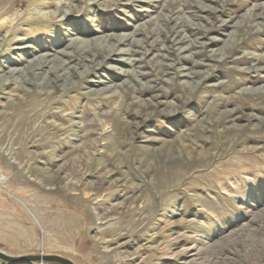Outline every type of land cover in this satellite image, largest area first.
<instances>
[{
  "label": "rangeland",
  "instance_id": "rangeland-1",
  "mask_svg": "<svg viewBox=\"0 0 264 264\" xmlns=\"http://www.w3.org/2000/svg\"><path fill=\"white\" fill-rule=\"evenodd\" d=\"M262 4L0 0V252L264 264Z\"/></svg>",
  "mask_w": 264,
  "mask_h": 264
},
{
  "label": "bare ground",
  "instance_id": "bare-ground-1",
  "mask_svg": "<svg viewBox=\"0 0 264 264\" xmlns=\"http://www.w3.org/2000/svg\"><path fill=\"white\" fill-rule=\"evenodd\" d=\"M260 9L262 11L259 12L258 14H255L254 9H250L249 11L245 12L242 16V19L233 25L234 29L236 27H237V29L238 28L241 29L243 27H246V28L252 29V31L254 33L262 32V30H263V24L262 23L264 22V4L261 5ZM229 43H230V36H227L225 39V43L222 45V47L220 49L217 50L216 55H220V56L224 55V52L231 53L232 52L231 51L232 46L230 47ZM190 46H192V42L190 43ZM224 61H225V59H224ZM226 61L233 63V64H237V63L241 62V59L239 57H233V58H227ZM258 64L262 65V67L259 68L258 70H261L264 72V60H262L261 58L257 59V63L255 65L257 66ZM256 89H257V92L258 91L261 92V90H259L258 88H256ZM251 90L254 91V89H251ZM262 91L264 92V88L262 89Z\"/></svg>",
  "mask_w": 264,
  "mask_h": 264
},
{
  "label": "water",
  "instance_id": "water-1",
  "mask_svg": "<svg viewBox=\"0 0 264 264\" xmlns=\"http://www.w3.org/2000/svg\"><path fill=\"white\" fill-rule=\"evenodd\" d=\"M0 259L16 264H27L33 262H54L59 264H74L69 259L56 254H35V255H18L11 256L0 252Z\"/></svg>",
  "mask_w": 264,
  "mask_h": 264
}]
</instances>
